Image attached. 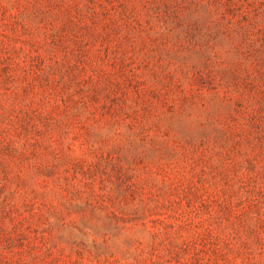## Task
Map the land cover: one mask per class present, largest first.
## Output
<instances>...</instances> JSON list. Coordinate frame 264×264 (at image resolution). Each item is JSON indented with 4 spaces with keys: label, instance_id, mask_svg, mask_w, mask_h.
Segmentation results:
<instances>
[{
    "label": "rangeland",
    "instance_id": "374dc122",
    "mask_svg": "<svg viewBox=\"0 0 264 264\" xmlns=\"http://www.w3.org/2000/svg\"><path fill=\"white\" fill-rule=\"evenodd\" d=\"M0 264H264V0H0Z\"/></svg>",
    "mask_w": 264,
    "mask_h": 264
}]
</instances>
